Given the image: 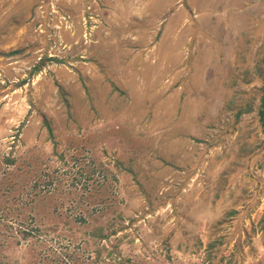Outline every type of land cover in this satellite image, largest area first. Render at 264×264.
Masks as SVG:
<instances>
[{"label":"rangeland","instance_id":"rangeland-1","mask_svg":"<svg viewBox=\"0 0 264 264\" xmlns=\"http://www.w3.org/2000/svg\"><path fill=\"white\" fill-rule=\"evenodd\" d=\"M0 264H264V0H0Z\"/></svg>","mask_w":264,"mask_h":264}]
</instances>
